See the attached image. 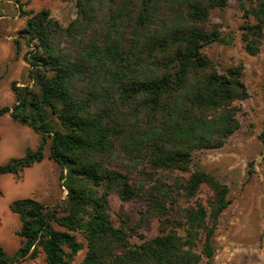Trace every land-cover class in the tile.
Here are the masks:
<instances>
[{"label":"trees","instance_id":"1","mask_svg":"<svg viewBox=\"0 0 264 264\" xmlns=\"http://www.w3.org/2000/svg\"><path fill=\"white\" fill-rule=\"evenodd\" d=\"M239 1L244 49L257 56L264 0ZM229 2L76 0V19L67 27L49 10L20 6L27 22L15 45L17 53L21 41L30 49L29 84H12L16 102L0 108V117L30 128L39 145L1 164L0 179L20 177L48 157L62 170L67 197L57 208L14 200L21 246L9 255L0 244V264L34 260L41 250L46 264H72L83 250L80 264L214 263L213 238L232 203L230 188L192 160L197 151L223 148L240 130L238 103L250 97L243 64L221 73L203 52L226 42L211 18ZM115 160L142 166L139 190ZM204 187L212 194L208 207H182ZM114 193L123 203L141 193L147 209L136 226L128 218L115 225ZM151 218L159 234L147 239L141 230Z\"/></svg>","mask_w":264,"mask_h":264},{"label":"rangeland","instance_id":"2","mask_svg":"<svg viewBox=\"0 0 264 264\" xmlns=\"http://www.w3.org/2000/svg\"><path fill=\"white\" fill-rule=\"evenodd\" d=\"M20 6L27 12L49 10L63 27L77 16L76 0H0V108L12 107L16 102L12 84L17 87L29 84V65L24 61V55L30 49L21 41V51L17 53L15 45L27 22V17L21 15ZM250 21L255 22L254 19ZM211 22L222 26L220 31L226 42L207 46L203 52L221 73L243 64L244 82L250 94L247 100L238 103L241 128L226 145L221 149L197 151L193 155V168L214 175L230 188L232 203L221 215L213 238L216 248L213 264H264V40L259 55L246 53L241 37L244 18L239 0H230L225 10L213 11ZM8 118V123L5 118H0V134H9L11 126H20L12 125L13 121ZM4 137L0 136V143ZM36 145L29 148L35 149ZM46 152L48 156V150ZM11 154L13 152L0 148V165L10 160ZM113 165L128 173L138 190L146 181L140 173L142 166L134 167L126 160H115ZM61 173L60 166L47 157L41 164L25 170L20 177L9 175L0 179V244L9 255L15 254L21 246L18 236L21 223L18 215L10 210V204L17 199L34 198L48 207L57 208L67 197L60 180ZM165 177L167 175H162ZM211 197L210 190L204 187L195 197L183 199L181 205L187 208L201 203L208 207ZM146 209L147 202L141 193L128 203H123L116 193L111 195L110 214L116 226L127 218L132 227L136 226ZM159 227L158 220L151 218L141 233L151 239L159 234ZM55 228L61 230L58 225ZM78 239L86 245L81 235ZM132 242L140 243L136 237ZM85 254L86 250L81 251L72 264H80ZM20 264H46L45 254L41 250L36 259Z\"/></svg>","mask_w":264,"mask_h":264},{"label":"crops","instance_id":"3","mask_svg":"<svg viewBox=\"0 0 264 264\" xmlns=\"http://www.w3.org/2000/svg\"><path fill=\"white\" fill-rule=\"evenodd\" d=\"M5 107H9V106H5ZM8 116L10 117V115H6V116L0 117V118H5L6 123H8L9 122ZM10 119H11V117H10ZM12 125L18 126L19 124L15 123L13 121ZM20 126L19 127L11 126L12 129H11L9 134L8 133L0 134V136L1 135L5 136L2 143H0V148L1 149L5 148V150H9V151L13 152V154L10 155L11 159L23 157L25 155L27 149H31V148H29V146L32 145L31 147L33 148L34 144L35 145L38 144V141H39V136L38 135H37V137L34 136L35 132H33L30 128L25 127V126H21L22 128H20ZM37 147L38 146L36 145L35 149ZM6 176H9V175H5V177Z\"/></svg>","mask_w":264,"mask_h":264}]
</instances>
